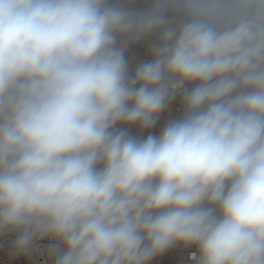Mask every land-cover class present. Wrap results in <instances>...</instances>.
I'll return each mask as SVG.
<instances>
[{"label": "clouds", "instance_id": "1", "mask_svg": "<svg viewBox=\"0 0 264 264\" xmlns=\"http://www.w3.org/2000/svg\"><path fill=\"white\" fill-rule=\"evenodd\" d=\"M0 0V235L54 264H264V0ZM157 34L130 71L126 50ZM180 97L181 114L146 137Z\"/></svg>", "mask_w": 264, "mask_h": 264}, {"label": "built area", "instance_id": "2", "mask_svg": "<svg viewBox=\"0 0 264 264\" xmlns=\"http://www.w3.org/2000/svg\"><path fill=\"white\" fill-rule=\"evenodd\" d=\"M151 0H134L131 5L136 9L149 7ZM157 39V34L149 35L139 42L132 43L126 50V57L129 61L130 71H134L137 64L151 59V47ZM179 97V96H178ZM130 133L135 136L146 137L150 133L159 134L155 125L151 130L141 131L138 127H132ZM16 239V233H5L0 235V264H28L25 253H17L13 247ZM53 242L45 239L38 241L32 248L36 253L39 264H54V258L48 255V248ZM31 248V249H32ZM195 247H186L180 249L167 250L170 255L169 264H195L191 253L195 252Z\"/></svg>", "mask_w": 264, "mask_h": 264}, {"label": "bare ground", "instance_id": "3", "mask_svg": "<svg viewBox=\"0 0 264 264\" xmlns=\"http://www.w3.org/2000/svg\"><path fill=\"white\" fill-rule=\"evenodd\" d=\"M180 97H177L172 104L169 106V108L161 113L160 119L158 120L156 126L159 130V132L162 130V128L172 119L178 117L181 112H182V106L180 104ZM176 248H186L181 245H176ZM26 254V259L28 264H39L38 259L36 258V253L34 252V249H30L28 252H25ZM163 256L158 255L154 257L151 261L150 264H167L163 259Z\"/></svg>", "mask_w": 264, "mask_h": 264}, {"label": "rangeland", "instance_id": "4", "mask_svg": "<svg viewBox=\"0 0 264 264\" xmlns=\"http://www.w3.org/2000/svg\"><path fill=\"white\" fill-rule=\"evenodd\" d=\"M172 248H173V249H177L176 246H173ZM169 249L171 250V248H169ZM169 249H168V250H169ZM160 255L163 256L162 259H163L167 264L170 263V255H169V253H167V251H165L164 253H162V254H160Z\"/></svg>", "mask_w": 264, "mask_h": 264}]
</instances>
